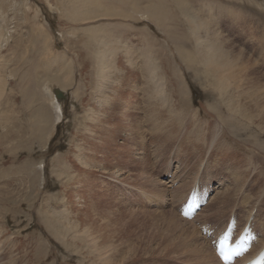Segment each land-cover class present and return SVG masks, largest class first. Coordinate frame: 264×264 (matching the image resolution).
Wrapping results in <instances>:
<instances>
[{
  "label": "rangeland",
  "instance_id": "rangeland-1",
  "mask_svg": "<svg viewBox=\"0 0 264 264\" xmlns=\"http://www.w3.org/2000/svg\"><path fill=\"white\" fill-rule=\"evenodd\" d=\"M194 13L264 92V0H0V264H217L197 223L233 213L264 241V117L228 104Z\"/></svg>",
  "mask_w": 264,
  "mask_h": 264
},
{
  "label": "bare ground",
  "instance_id": "bare-ground-1",
  "mask_svg": "<svg viewBox=\"0 0 264 264\" xmlns=\"http://www.w3.org/2000/svg\"><path fill=\"white\" fill-rule=\"evenodd\" d=\"M190 15V14H189ZM190 21L192 23V29L194 28V30L197 32L196 34L199 36V42L201 41L202 44L203 43H207V51L209 52V56L207 57V62H206V68L212 72V74H214V76L216 77V80L219 84V86L221 87V91L223 93L226 94V96L228 98H226L228 100V104L233 105L237 110V112L241 113L243 116H244V119L246 117H252L254 118L255 116H261V117H264V92H262L260 90L259 92V87L257 86L255 88L254 85H250L249 86L247 85L248 83L246 81H252V79L248 78L247 77V74H245L243 71H242V68L238 66L237 70H235L234 67H237L236 65H238V60H236L235 57H231L230 56V52L228 50L227 47H225L224 45L225 44H222V41H226L225 39H223L221 41V36H220V33L217 31V29L211 27V23L210 21H207L203 18H201L199 15H197L196 13L190 15ZM200 30H204V34H200ZM202 33V32H201ZM225 38V37H224ZM231 42V41H230ZM224 43V42H223ZM230 45V43H229ZM232 45V44H231ZM230 45V46H231ZM234 46V45H232ZM234 48L236 49V47H233V48H229V49H232L234 50ZM240 48V47H239ZM237 50V49H236ZM240 50V49H239ZM238 51V50H237ZM239 54V53H238ZM241 54V52H240ZM232 55V54H231ZM238 56V55H236ZM244 57V56H243ZM239 58V56H238ZM130 60V59H129ZM238 61V62H237ZM241 61V59H240ZM244 61V60H243ZM129 64L131 62H128ZM255 66V65H254ZM248 68V67H247ZM244 69V68H243ZM253 69V68H252ZM256 69V68H255ZM250 70V69H249ZM257 70V69H256ZM126 73V72H125ZM114 74V73H113ZM255 75V74H254ZM262 75V74H261ZM116 77V76H115ZM113 78V77H112ZM111 78V79H112ZM245 79H248V80H245ZM107 81L106 80L104 83H103V88H104V85L107 86ZM127 82V81H126ZM253 82V81H252ZM262 82V81H261ZM255 83V82H254ZM246 84V85H245ZM262 87V86H261ZM102 88V89H103ZM255 88V89H254ZM264 88V87H263ZM220 89V88H219ZM59 91V90H58ZM57 91V93H58ZM106 94H107V91H102V94H101V97H100V100L99 101H102L103 103L101 104L103 106L104 105H111L113 104L112 101H105L106 99ZM59 95V94H58ZM57 95V96H58ZM61 95V94H60ZM59 95V96H60ZM225 96V97H226ZM243 97L251 99L250 103H254L253 107L257 109H260L262 110L261 113H256L255 112V115L252 114V113H249L248 110L243 104L240 103L239 101V98H242L243 100ZM53 99L54 101L58 100L56 98V95L53 96ZM238 100V101H237ZM247 101V99H246ZM108 102V103H107ZM227 102V101H225ZM245 102V101H244ZM146 103V102H145ZM243 103V102H242ZM57 104V103H56ZM58 105V108L60 109V106L59 104ZM116 105V104H115ZM249 105V103L247 104ZM110 107V106H109ZM156 107V106H155ZM160 107V106H159ZM252 108V107H251ZM250 108V109H251ZM253 110V109H252ZM259 110V111H260ZM251 112V111H250ZM253 112V111H252ZM240 115V114H239ZM246 115V116H245ZM173 116V115H172ZM241 119V118H240ZM243 119V117H242ZM248 119V118H246ZM263 119V118H262ZM179 120V119H178ZM251 120V119H250ZM252 121V120H251ZM159 124V123H158ZM263 125H264V122H263ZM139 126V125H138ZM143 146V145H142ZM250 164V163H249ZM150 183V182H149ZM230 187V186H229ZM228 188V187H227ZM206 190L207 192H210L208 191L207 189H204ZM220 191V190H219ZM225 194V193H224ZM189 195V194H188ZM210 198V196H209ZM161 215V214H160ZM179 218V216H178ZM254 218V216L251 218V220ZM186 219V218H185ZM188 220V219H187ZM171 222V221H170ZM248 223H250L251 226H254L253 223H251V221H249ZM244 226V225H243ZM241 226V228L243 227ZM170 230L173 228L172 226L169 227ZM240 228V229H241ZM257 229V228H256ZM169 230V229H168ZM167 230V231H168ZM180 230V229H179ZM172 231V230H171ZM170 232V231H169ZM173 232H171L170 235L171 236V239L169 238V240H172L173 241V234H175V231L174 233L172 234ZM165 236V235H164ZM163 236V238H164ZM167 236V235H166ZM168 236V237H170ZM175 236V235H174ZM259 236V235H258ZM178 237V236H177ZM181 237V235H180ZM218 237V236H217ZM216 237V238H217ZM258 239V237H257ZM166 241V239H165ZM171 241V242H172ZM175 241V239H174ZM257 241V240H256ZM176 243V242H175ZM255 243V242H254ZM253 243V244H254ZM112 246H114V243L112 244ZM264 246V241L263 242H260L259 245L257 246H253L255 249H256V252ZM165 247V246H164ZM113 249V248H112ZM214 250V249H213ZM117 251V250H116ZM210 254V253H209ZM115 255V254H114ZM216 255V254H215ZM108 257V256H107ZM207 257V256H205ZM251 257V256H250ZM250 257H246L244 259V261L248 260ZM203 258V256H202ZM212 258L215 259L214 256H212ZM201 259V258H200ZM199 259V260H200ZM110 260V259H109ZM141 261V260H140ZM133 263V262H132ZM209 263V262H208ZM214 263H216L214 261ZM105 264V263H104ZM217 264H223L221 262V260L217 261Z\"/></svg>",
  "mask_w": 264,
  "mask_h": 264
}]
</instances>
